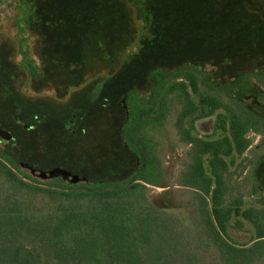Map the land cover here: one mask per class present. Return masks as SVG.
I'll return each mask as SVG.
<instances>
[{
    "label": "trees",
    "instance_id": "trees-1",
    "mask_svg": "<svg viewBox=\"0 0 264 264\" xmlns=\"http://www.w3.org/2000/svg\"><path fill=\"white\" fill-rule=\"evenodd\" d=\"M199 1L208 4L209 13L205 17L208 25L201 23L203 28H198L196 19L192 28L211 40L209 53L213 55L207 59L218 72L239 71L244 3L239 0ZM125 4L130 11L126 37L103 40L88 70L130 72V82L134 83L143 69L156 70L158 64L165 61L161 58L163 55H172L177 50L169 45L166 50L163 45L157 46L151 19L139 12L141 1L122 0L120 6ZM74 6L84 4L79 1ZM92 21L103 23L107 29L118 23L114 16L111 18L104 13ZM142 39H148L149 44L138 43ZM259 47L264 51V46ZM184 63L174 64L172 74L158 82L149 102L137 94L130 99L133 115L124 137L141 160L139 178L105 182L100 188L90 190L61 181L44 188L18 176L20 167L0 148V176L5 179L0 187V264H257L263 259L264 210L258 218L259 211L253 208L241 210V197L227 202L232 190L227 183L229 168L225 157L234 151L243 152L249 142L240 129V121L235 118L231 124L232 137L208 142L191 136L185 127V120L194 112L191 91H199V81L204 76L197 73L199 68L183 66ZM70 65L73 70L79 69ZM173 100L181 104L176 126L181 129L183 139L192 142L178 184L191 193L189 199L194 213L189 225L185 219L153 204L149 200L148 186L135 182L140 179L156 184L162 178L157 144L142 130L159 124L160 106L165 110V123H168ZM220 118L225 126V117ZM209 153L212 155L207 161L213 175L207 173L205 166ZM10 183L18 188L6 195L3 188ZM38 192L53 198L55 206L47 204L46 208H35L33 201L39 196ZM235 215L245 217L255 226L257 235L253 244L237 243L229 235L231 227L243 228L240 218L232 224Z\"/></svg>",
    "mask_w": 264,
    "mask_h": 264
},
{
    "label": "flooded vegetation",
    "instance_id": "flooded-vegetation-1",
    "mask_svg": "<svg viewBox=\"0 0 264 264\" xmlns=\"http://www.w3.org/2000/svg\"><path fill=\"white\" fill-rule=\"evenodd\" d=\"M59 4L60 0H0V143L5 142L19 151L23 158L21 163L30 167L26 170L43 180L51 179L55 172H65L76 176L78 182L70 181V177L69 181L62 179L61 182L90 190L100 188L105 182L139 178L141 160L124 137L133 115L130 99L137 94L149 102L158 82L173 71L162 64L142 74L141 79L126 87L124 97L119 99L122 109L118 112L117 102L102 97L101 90L104 82L116 79L121 72L88 70L77 84L67 64L63 71L53 70L58 61L69 60L68 49L62 51L69 45V11ZM251 14L258 15L257 12ZM247 30L262 31V37L248 43L254 45L251 54L245 48L249 45L243 43L239 71L218 72L209 60L184 63L183 66L199 68L197 73L204 76L199 81V91H191L194 112L185 121L195 120L189 126L185 123V127L191 136L213 142L232 137V120L238 119L249 145L241 153L234 152L249 155L245 185L261 192L264 191V182L260 179L264 169V51L259 46H264V23L248 25ZM145 41L149 40L142 39L138 43L144 46ZM100 44L99 40L95 43L97 47ZM141 84H148V92L142 93ZM90 98H94L93 102L85 104ZM176 103L173 100L168 123H165V110L160 106L159 124L148 125L142 130L153 144H157L163 169L160 149L168 125L174 129L178 143L186 147V161L192 147V142L183 139L181 129L176 126L181 109L180 104L175 111ZM79 107L84 109L83 114H79ZM119 115L125 119L122 123ZM222 116L226 119L225 126L220 122ZM197 117L213 121V129L206 136L196 131ZM216 131L222 132L221 138H213ZM4 151L14 157L11 150ZM128 154L131 157L125 159L124 155ZM210 168V175H213L211 165ZM226 176L227 179L231 177L229 169ZM57 177L60 176H52L59 179ZM161 179L156 184L140 179L135 182H144L149 187L160 184Z\"/></svg>",
    "mask_w": 264,
    "mask_h": 264
},
{
    "label": "rangeland",
    "instance_id": "rangeland-1",
    "mask_svg": "<svg viewBox=\"0 0 264 264\" xmlns=\"http://www.w3.org/2000/svg\"><path fill=\"white\" fill-rule=\"evenodd\" d=\"M79 1L84 4L83 7L74 6ZM134 1L142 2L139 12H141L143 15H146L148 19H151L153 25L152 31L154 30L156 32V38L154 41H157V46L163 45L166 50L168 49L167 45H169L172 46V49L177 50L173 51L172 55H163L161 58L165 61L164 63L158 64V67L162 64H168L165 66L169 67L168 70H170L173 69L172 66H175L174 64L178 63L179 61H196L198 63L205 62L209 60L206 58L210 57V55H213L212 53H209L212 51L211 40L209 37L204 35L202 36L200 32L197 31V29L194 31L192 28L196 22V19L198 22V28L200 27L201 23H203L204 26L208 25L207 19L205 18L209 13V9L207 7L208 4H202L199 0ZM239 1L244 3V5L241 7L243 14L242 26L245 28L243 29V43L249 45H245V48L248 49L249 54H251L253 48L252 46L254 45H250L248 43L255 40L259 41L262 37V31L258 32L255 30H247V26L254 25L255 23H264V0ZM121 3L122 0H60L59 6H63L66 11H69V45H66L62 48V51L68 49L69 60L63 59L62 62L58 61L53 65V70L58 69L63 71L65 65L67 64L70 74H74L72 77L74 79L73 82L77 84L80 83L84 78V73H86L91 66L90 62L92 63L95 59V56L97 55V46L95 43H97L98 40L102 42L103 40L109 39L110 37L116 39L126 37L127 30L130 27V11L128 5L125 4V6H120ZM53 6L55 8L58 6L56 1L54 2ZM252 11L257 12L258 15L255 14V16L254 14H251L253 13ZM100 13H104L111 18L114 16L118 20L116 27L107 29L103 23L100 25L94 23V21H92L93 18L98 17ZM107 20L108 19H106V21ZM148 44V41L144 42L145 46ZM241 54L242 48L238 56L241 57ZM227 57L229 59L232 58L230 55ZM167 61L175 63H167ZM70 63L74 64V66L79 69L73 70L74 67L70 65ZM89 64L90 66H88ZM144 70L150 71L148 69H143L142 71L144 72ZM143 72H141V74H143ZM129 74L130 72L121 74L116 79H110L104 82L102 85L101 96L109 97L112 101H116L118 112H121L122 109L119 99L124 97L126 93V87L130 84H133L130 82L131 78ZM136 78L141 79V76L136 75ZM140 87L143 89L142 93L148 92V84H141ZM90 99L87 100L85 104L88 105V103L93 102L94 98L91 100ZM178 105H180L178 102L174 105L175 111L178 110ZM83 110L84 109L82 107H79V114H83ZM198 118L199 117L196 119L198 120ZM119 119L121 123L125 120H123L122 115H119ZM194 120L195 118L192 119L191 123ZM212 122L213 121H211L210 118L198 120V127L196 129L197 133L206 136V133H209L213 129ZM191 123L189 119L186 122L187 126L191 125ZM219 137H222V132H214L213 138L216 139ZM96 141H98V137H96ZM163 142L164 143L160 149V153L164 162V173L160 184L149 185V200L160 209L185 219L184 222L189 225L191 221V215L194 213V208L191 207V200L189 199L191 193L190 191H187L188 189L186 187L178 185L180 172L183 169L184 162H186L184 156L186 147H183V145L178 143L175 136V131L169 125L165 129ZM253 144H255V142H253ZM0 148L4 150H11L13 152V158L21 170L19 172L17 171L18 176L24 178V180L33 185L51 188V184L62 179L69 181V177L70 181L75 183L78 182V178L76 176H69L68 174H63L62 172H55L54 175H52L54 177L60 176L57 177L59 179H53L52 176H50L51 179L43 180L37 176H31L30 170H26L29 166L24 167V164L21 163L23 158L20 157L18 153L19 151L17 152L14 147L7 145L5 142L0 143ZM124 156L125 159L131 157L129 154ZM208 157L209 156L205 157V166L207 173L210 174L211 168L207 161ZM225 160L228 163L231 176L229 179H227V181H230L229 183L232 186L230 187L232 190L231 194L227 196V202L230 203L231 201H236L237 198L241 197V210L253 208L255 211H259L257 213L260 215H257L258 218H260V211L263 212L264 210V191L257 192L256 190H251L245 185V178L247 176L246 174L249 173V155H239L234 152L230 156L225 157ZM22 166L24 168H22ZM24 174L29 175V177L24 176ZM260 179L264 182V169L262 174H260ZM4 180L5 179L0 176V187ZM17 188L18 186L12 185L10 183L9 186H4L3 189L5 190V194L9 195V193L14 192L17 190ZM37 195L39 196L35 198L36 201H33L35 208H46L47 204L55 206V200L49 195H46L44 192H38ZM65 204H68V202H65ZM239 218L243 221V228L231 227L229 229V235L235 242L249 246L256 240V228L243 216H233L231 221L232 224H234ZM257 264H264V257Z\"/></svg>",
    "mask_w": 264,
    "mask_h": 264
},
{
    "label": "water",
    "instance_id": "water-1",
    "mask_svg": "<svg viewBox=\"0 0 264 264\" xmlns=\"http://www.w3.org/2000/svg\"><path fill=\"white\" fill-rule=\"evenodd\" d=\"M52 174V173H51ZM63 174H66L65 172H63Z\"/></svg>",
    "mask_w": 264,
    "mask_h": 264
}]
</instances>
